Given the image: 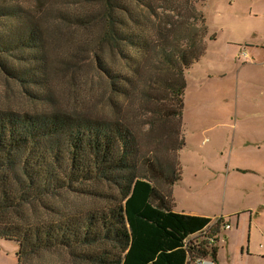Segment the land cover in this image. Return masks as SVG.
<instances>
[{
    "label": "trees",
    "instance_id": "trees-1",
    "mask_svg": "<svg viewBox=\"0 0 264 264\" xmlns=\"http://www.w3.org/2000/svg\"><path fill=\"white\" fill-rule=\"evenodd\" d=\"M205 1L0 0V72L45 106L0 109V238L19 244L18 264L56 250L80 264L217 260L224 219L177 213L171 199L186 73L215 39ZM58 29L91 38L74 37L78 60L62 69L77 73L93 56L106 112L54 107L48 52ZM66 193L109 204L64 212L48 201Z\"/></svg>",
    "mask_w": 264,
    "mask_h": 264
},
{
    "label": "rangeland",
    "instance_id": "rangeland-1",
    "mask_svg": "<svg viewBox=\"0 0 264 264\" xmlns=\"http://www.w3.org/2000/svg\"><path fill=\"white\" fill-rule=\"evenodd\" d=\"M204 3L209 38L215 39L207 40L206 54L186 73V145L178 154L182 180L171 199L177 213L203 214L215 220L212 226L223 218L230 225L221 227L217 260L209 256L203 264H264V146L256 145L264 138V0ZM59 30L48 52L54 107L95 116L106 112L93 56L83 58L88 59L77 73L62 69L78 60L72 54L74 37L86 43L91 38L82 31L66 29L63 35ZM44 108L0 72V109L35 113ZM146 120L141 113L140 123ZM48 201L64 212L109 204L72 193ZM19 249L16 241L0 238V264H18ZM33 263L80 264L67 250L43 252Z\"/></svg>",
    "mask_w": 264,
    "mask_h": 264
},
{
    "label": "crops",
    "instance_id": "crops-1",
    "mask_svg": "<svg viewBox=\"0 0 264 264\" xmlns=\"http://www.w3.org/2000/svg\"><path fill=\"white\" fill-rule=\"evenodd\" d=\"M245 57V56H244ZM257 143H256V145L258 146V148L260 149V150H262V146H264V138H259V139H257ZM174 189V188H173ZM172 189V190H173ZM175 211V210H174ZM183 213H185V212H183ZM185 214H188V215H192V216H199V217H206V216H204L203 214H200V213H196V212H191V213H185ZM207 218H210V217H207ZM210 219H212V218H210ZM212 221H215L214 219H212ZM214 223V222H213ZM212 223V224H213ZM228 224H226V226H227ZM228 226H230V225H228ZM230 229V228H229ZM229 239V237H227V240ZM217 248H218V246H217ZM219 249V248H218ZM219 253V252H218ZM218 253H217V258H218Z\"/></svg>",
    "mask_w": 264,
    "mask_h": 264
},
{
    "label": "built area",
    "instance_id": "built-area-1",
    "mask_svg": "<svg viewBox=\"0 0 264 264\" xmlns=\"http://www.w3.org/2000/svg\"><path fill=\"white\" fill-rule=\"evenodd\" d=\"M244 56H245V57H247V55H246V54H244ZM225 228H226V229H229V228H230V226H228V225H227ZM204 234L206 235V234H207V231H206V232H204ZM197 264H203V261H202V260H198V261H197Z\"/></svg>",
    "mask_w": 264,
    "mask_h": 264
}]
</instances>
